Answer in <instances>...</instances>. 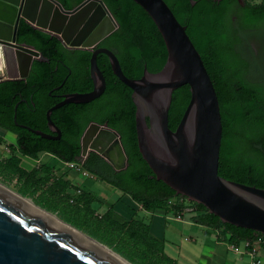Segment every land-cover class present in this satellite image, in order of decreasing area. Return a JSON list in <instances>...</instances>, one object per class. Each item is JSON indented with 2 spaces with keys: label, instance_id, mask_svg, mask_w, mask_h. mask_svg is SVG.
<instances>
[{
  "label": "trees",
  "instance_id": "1",
  "mask_svg": "<svg viewBox=\"0 0 264 264\" xmlns=\"http://www.w3.org/2000/svg\"><path fill=\"white\" fill-rule=\"evenodd\" d=\"M58 1L71 9L82 0ZM102 1L118 23L107 39H113V45L106 44V39L103 44L114 49L115 52L111 50L124 74L139 78L144 66L150 72L159 71L166 61L167 50L149 14L134 0ZM165 1L177 20L186 26L218 96L222 121L219 175L264 188V71L258 59L249 57L247 51L249 37L262 39L264 63V0L258 4L239 0H194V4L191 0ZM16 39L18 43L34 47L48 61L34 60L25 78L0 81V126L16 134V147L8 144L9 149L31 158H36L39 152H49L65 162L77 161L80 138L88 122H106L121 136L127 155L126 167L116 171L95 152L90 153V161L85 160L82 166L128 193L143 208L180 215L182 196L156 178L139 151L132 90L112 72L106 54L98 53L96 57L106 80L104 92L91 102L66 103L52 110L50 118L61 131L59 139H46L15 125L14 116L17 123L47 130L48 108L66 93L85 92L93 87L89 74L90 50H67L59 38L23 19L19 21ZM189 99L187 84L173 91L168 110V125L172 130L178 125ZM91 105H98L100 110L92 116L86 113ZM48 169L41 164L28 173L15 154L0 160V175L8 177H26ZM39 180L50 181V177L46 172ZM52 184L41 197L52 206L46 208L34 200L41 207L57 212L58 216L61 213L64 216H59L61 219L106 244L132 264H176L165 254L162 241L149 234L146 224L135 219L119 222L112 217L110 209L101 216L94 214L90 207L92 197L85 192L79 196L81 205H70L63 195L69 194L67 188L71 184L63 180ZM191 203L197 213L194 220L221 229L230 243L260 239L264 248V234L224 223L202 204Z\"/></svg>",
  "mask_w": 264,
  "mask_h": 264
},
{
  "label": "water",
  "instance_id": "2",
  "mask_svg": "<svg viewBox=\"0 0 264 264\" xmlns=\"http://www.w3.org/2000/svg\"><path fill=\"white\" fill-rule=\"evenodd\" d=\"M134 1L152 18L167 50L163 67L150 72L144 66L139 78L124 74L111 49L95 48L117 26L102 0H84L71 9L64 8L58 0H0V81L25 78L34 60L48 61L34 47L17 42L21 19L67 46L91 51L92 89L66 93L46 111L47 125L56 135L18 124L14 116L15 124L42 137L59 139L61 131L50 118L52 110L66 103L91 102L104 92L106 80L96 61L97 54L104 53L112 72L132 90L138 148L156 178L182 197L202 204L222 222L264 234V188L229 180L218 173L222 138L218 96L186 26L177 20L165 0ZM95 3L98 4L91 11ZM105 15L110 17V24L97 38L89 40L88 35ZM185 84L189 86L190 99L172 130L168 125L172 93ZM80 145L78 159L93 151L115 170L127 165L121 136L107 123H90ZM0 264L113 263L0 193Z\"/></svg>",
  "mask_w": 264,
  "mask_h": 264
},
{
  "label": "crops",
  "instance_id": "3",
  "mask_svg": "<svg viewBox=\"0 0 264 264\" xmlns=\"http://www.w3.org/2000/svg\"><path fill=\"white\" fill-rule=\"evenodd\" d=\"M1 137L14 140V135L2 127ZM13 154L21 158L20 166L24 169L30 165L33 169L32 162L38 163L36 168L42 164L39 165V158L22 155L17 150ZM46 154L52 158H48ZM42 157L52 165L66 163L48 152ZM91 175L93 181L86 183L84 187L85 192L92 197L90 207L95 210L94 214L101 216L110 209L112 217L119 222L135 219L146 224L149 234L162 241L165 254L176 264H264V248L260 239L252 242L241 241L238 244L230 243L228 235L223 234L221 229L194 220L196 212H191L186 217L163 209L147 210L128 193L98 176Z\"/></svg>",
  "mask_w": 264,
  "mask_h": 264
},
{
  "label": "rangeland",
  "instance_id": "4",
  "mask_svg": "<svg viewBox=\"0 0 264 264\" xmlns=\"http://www.w3.org/2000/svg\"><path fill=\"white\" fill-rule=\"evenodd\" d=\"M262 1L263 0H241V2H247V3H251V4H258V3H261ZM247 45H248L247 51H248L249 57H251V58L256 57V59H258V61L260 62V66L262 68V71H264V63L261 60L262 52H263V41H262V39L257 38L256 36H251L248 38ZM8 144H12L16 147L15 135H14V140H10V139H7L5 137L0 138V160L10 157L16 151V150L15 151L10 150L8 147ZM43 154H44V152H39L36 157L39 158V160H40L39 165L41 163L44 165H50L48 171L43 170V171L38 172L36 175H27L26 177L18 176V175H15L13 177H8V176L1 174L0 175V181L5 183L7 186L12 188L13 190L17 191L21 195L27 194V195H23V196L30 198L35 204H37L36 202H38L42 206L44 205L46 208H49L52 205H50L49 200H46V199L43 200V198H41L44 196L43 195L44 192L47 189H49L51 185H53L52 183L55 180H57V181L58 180L59 181H61V180L68 181L71 184V187L67 188V192L69 194L68 195L61 194V195H63L64 199L66 200V202L68 204H70V205L80 204L81 205L82 202H80L79 196L81 195L82 192H85V187H84L85 184L90 182V181H93V179H91V176H92L91 173L88 172L82 166L81 161H79V160L66 162V163H60L59 165H52V164H50V162L42 159ZM46 156L48 158H52V156H50L48 154H46ZM32 165H34V168H36L37 167L36 165H38V163L32 162ZM30 166H28V168H25V170L28 173H30L32 171ZM46 172L48 173V175L50 177V181L49 180L48 181H40L39 179L41 177H43L46 174ZM34 188L36 189L34 194L32 196H29L31 190ZM38 206H40V205H38ZM95 207H97V205ZM93 211L95 212V210H93ZM50 212H52V211H50ZM52 213H55L57 215V212H52ZM190 214H191V211H185L183 213V215H185L186 217H188ZM59 216H62L64 218V216L61 213H59ZM79 230L83 231L82 229H79ZM83 232L86 233L85 231H83ZM87 232H89V231H87ZM86 234H88V233H86Z\"/></svg>",
  "mask_w": 264,
  "mask_h": 264
},
{
  "label": "bare ground",
  "instance_id": "5",
  "mask_svg": "<svg viewBox=\"0 0 264 264\" xmlns=\"http://www.w3.org/2000/svg\"><path fill=\"white\" fill-rule=\"evenodd\" d=\"M97 4L98 3H95L94 6L91 7V11L97 6ZM109 24L110 17L108 15H105V17L102 19L100 25L95 29V31H92L88 35V39L94 40L95 38H97ZM0 193L6 195L8 198H10V200L15 202L16 204L21 205L32 214L48 223L50 226L68 234L72 238L81 242L83 245L94 250L95 252L103 256L105 259H107L109 262H112L113 264H132L104 243L98 241L97 239L72 226L68 222L58 217L55 213H52L38 206L30 198L24 197L17 191L7 186L2 181H0Z\"/></svg>",
  "mask_w": 264,
  "mask_h": 264
},
{
  "label": "flooded vegetation",
  "instance_id": "6",
  "mask_svg": "<svg viewBox=\"0 0 264 264\" xmlns=\"http://www.w3.org/2000/svg\"><path fill=\"white\" fill-rule=\"evenodd\" d=\"M70 2H74L75 0H69ZM84 0H82L81 2H83ZM240 2H241V0H239ZM81 2H79L78 4H80ZM242 3V2H241ZM78 4H76L75 6H77ZM74 6V7H75ZM109 10V9H108ZM114 18V17H113ZM116 21V20H115ZM118 28V23H117V26L115 27V29L111 32V33H113L116 29ZM110 33V34H111ZM110 34H108L105 38H103L100 42H98L97 44H96V46H95V48L96 47H105V48H110V47H108L107 45H105V44H103V42L105 41V39H106V44H110V45H113V43H114V40L113 39H110V41H107V39H108V37H109V35ZM62 42V41H61ZM63 43V42H62ZM63 45L65 46V48L67 49V50H70V51H74V50H77V49H83V48H77V47H70V46H67V45H65L64 43H63ZM112 49V48H111ZM88 50V49H87ZM113 51H114V49H112ZM115 52V51H114ZM71 55H73V54H71ZM63 99V98H62ZM97 107H98V105H91L89 108H88V111L86 112V113H88L90 116H92V114L93 113H96V112H98V111H100L99 109H97ZM92 122H95V123H97L96 121H94V120H90L89 122H88V124H87V126H86V128L89 126V124L90 123H92ZM106 123V122H105ZM18 124H22V123H18ZM16 125V124H15ZM24 125V124H23ZM17 127H19V128H24V127H21V126H19V125H16ZM1 127V126H0ZM2 128H4V127H2ZM85 128V129H86ZM6 129V128H5ZM26 129H28V128H26ZM33 129V128H32ZM7 131H9V133H11V134H13V135H15V137H16V134L14 133V132H12L11 130H8V129H6ZM29 130V129H28ZM33 130H39V131H41V132H45V133H48V134H50V135H56V133L55 132H52L50 129H49V127H47V130H41V129H33ZM30 131H32V130H30ZM33 132V131H32ZM34 133V132H33ZM34 134H36V133H34ZM36 135H38V134H36ZM40 136V135H39ZM42 137V136H41ZM43 138H45V137H43ZM46 139H50V138H46ZM91 152H93V151H90L89 153H88V155L85 157V158H83V159H78L79 161H81V163H83L85 160H89L90 161V153ZM45 153V152H44ZM49 153V152H48ZM99 155V154H98ZM100 156V155H99ZM101 157V156H100ZM102 158V157H101ZM102 159H104V158H102ZM105 160V159H104ZM93 162H95L94 160H92ZM106 161V160H105ZM107 162V161H106ZM108 163V162H107ZM114 169V168H113ZM116 171H119V170H116Z\"/></svg>",
  "mask_w": 264,
  "mask_h": 264
},
{
  "label": "built area",
  "instance_id": "7",
  "mask_svg": "<svg viewBox=\"0 0 264 264\" xmlns=\"http://www.w3.org/2000/svg\"><path fill=\"white\" fill-rule=\"evenodd\" d=\"M191 202L192 201L188 200L187 198L180 197L179 204L182 206L180 215H182L185 211L196 212L195 207ZM257 262L259 263L260 261L258 260Z\"/></svg>",
  "mask_w": 264,
  "mask_h": 264
}]
</instances>
